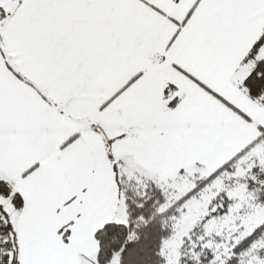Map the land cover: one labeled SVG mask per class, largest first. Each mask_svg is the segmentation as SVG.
I'll list each match as a JSON object with an SVG mask.
<instances>
[{"label": "snow or ice", "instance_id": "6c2138e0", "mask_svg": "<svg viewBox=\"0 0 264 264\" xmlns=\"http://www.w3.org/2000/svg\"><path fill=\"white\" fill-rule=\"evenodd\" d=\"M0 264H264V0H0Z\"/></svg>", "mask_w": 264, "mask_h": 264}]
</instances>
